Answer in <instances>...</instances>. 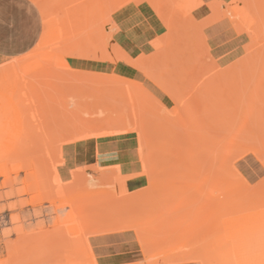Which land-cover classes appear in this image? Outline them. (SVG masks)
<instances>
[{
    "label": "rangeland",
    "instance_id": "1",
    "mask_svg": "<svg viewBox=\"0 0 264 264\" xmlns=\"http://www.w3.org/2000/svg\"><path fill=\"white\" fill-rule=\"evenodd\" d=\"M20 1L28 4L35 13L36 25L39 31L34 46L26 54L27 56L22 55L14 59H0V70L20 62V65L16 69V84L8 85L2 83L4 82L3 80L0 81V264H18V262L19 264H24L25 262L27 264L30 259L33 262H31L32 264H152V262H157L158 259H161L165 264L171 259L176 260L178 264H202L201 262H195L194 258L191 259V256L196 258L203 257V251L216 248L219 243L221 244L222 239L229 242L232 241L233 243L241 242L244 253L254 251L255 253L264 255V101L262 102L264 99V82H259V79H262V76L260 77L259 75L263 74L264 76V68L261 71V66L264 67V60H259L260 57L259 59H255L256 65L254 63V70L258 62L260 63V70L257 67V71L253 70L254 72L252 73L254 61L251 60V57L248 58L245 55L246 52H244L249 44L248 41H244L224 51L218 50L219 42L226 39L228 34H235V28L228 23L225 17L220 16L221 12L219 13L217 2L229 3L232 0H201V3L203 2L200 4L201 7L195 12L196 14L193 19L188 20L189 23L187 19H190V17H185L187 10L184 11L183 7L180 10L176 9L180 12V14L176 12V14H179L176 18L182 22V34L180 35L183 40L186 39L184 41L181 39L184 42L181 41L180 46L182 53L185 55L191 49L193 50L194 47L196 53L199 50L201 53L198 52V55L196 54L198 58H195L198 62H193L187 58L188 63H186L189 66L198 64V72L192 78L189 76L185 78L186 80L183 79L185 84L179 79L180 81H177V90L175 91L177 94L179 93V96H184V100L187 98L185 101L189 100L186 102V105H189L188 107L192 105L189 109H199L196 111L188 110V112L191 111L190 114L194 112L195 116L192 114L193 120L195 119L193 123L197 129H200L202 124L207 121L201 127L202 130H206L205 132L201 131V129V132H199L198 129L197 133V129H195V132L193 131L194 128H192L191 132L196 133L192 138L194 139L198 135L200 139L194 141L191 138L193 142L190 141V144H188L189 147L194 149L195 159L193 158V160L192 157H188L191 160L187 162L188 160L185 159V164L182 162L181 165L183 166L184 164L186 166L184 170L191 169V166L188 164L193 160V163L195 161V165L193 163L191 165L199 169L197 170L198 173L202 170L200 174L204 175L203 173L208 171L204 175L205 177H203L209 179L203 182L205 179L201 180L203 178L201 177L199 181L201 180L204 186L207 185L206 189L211 190V192L209 190L206 192L205 187H202L205 190V194H203L204 190H201L202 188L198 192V185L195 184L198 193L195 188L194 193L196 192L197 196L194 193H188L192 197L191 199H193H190L192 203H188L186 199L183 201L180 197L182 195H180L179 199L181 202L178 201L179 203L176 202L169 206L163 201V204H160L163 205L161 206V210L159 206H156L157 203H155V207L152 206V209L149 206L150 210L148 209L149 211L146 212L148 213L147 215H144L141 193L143 177L140 164L143 150L139 147L138 139L132 138L122 123H109L106 120H100L101 96L105 94L110 96L111 94V96L113 95L115 98L121 99L119 96L123 95L121 96L123 98L126 94H129L128 92L131 93L129 90H132V94L137 93L139 88L135 89L136 85L133 88L132 81L142 85L146 89V92H149L146 94V98L151 95L153 98H157V94L153 91L152 85L145 75H132L126 72L114 74L109 72V68H113L115 63L121 64L127 62L131 57L136 58L141 55V51H145L146 54V50L143 49L146 47V0H102L104 2V5H102L104 6L103 9L106 11L101 19L99 15L101 12L99 14L96 13L99 8L94 7V4L93 6L90 4L94 3V1L97 4L99 0H91V2L86 0ZM185 1L192 4L193 2L194 4L197 2L195 0ZM246 1L249 0H245L244 2L246 3ZM250 1L252 2L249 5L253 11L258 6L259 21L261 23L264 22V0ZM83 2L86 4L83 6L87 10L82 8L83 6L80 7ZM251 4H255L256 8L253 5L251 6ZM90 6L94 7V9ZM181 10L185 13L183 14ZM212 11H215L216 14ZM182 14L184 18H182ZM101 20L106 21L105 25H103L104 23ZM205 20L208 22V25ZM52 22L54 23L51 25ZM55 22H57L56 26H60L58 25L59 23L61 26L63 25L62 36L65 38L64 43L54 48L58 56H55L54 59L50 57L49 59L46 53L45 56L42 54H40L42 56H36L37 48L44 35H50L52 31L51 37L53 39L58 37V34H55V32L58 33L57 30L50 31L51 28L54 29ZM50 26L54 27L50 28ZM99 28L100 30L102 28L103 36L100 38L101 41H97L99 38L96 35L93 37L97 39H94V41L98 42L97 45L96 42H92L93 39H89V34L96 33L95 30ZM192 28L195 29L193 30ZM184 29L186 33L192 30L194 32L188 33L187 36L189 37H187L183 33ZM92 31L95 32L93 33ZM97 48L100 50L97 51ZM208 52L213 54V60L204 65L201 62L206 61ZM32 54L33 57L30 58L29 56ZM201 54L202 56L204 54L206 57L201 59ZM245 57L246 60H244ZM247 58L252 61V66ZM242 60H244L245 65ZM247 60L248 62H246ZM213 61L218 66H214ZM202 65L205 67V72L202 70ZM234 66H237L238 69H235ZM213 73H216L215 75L219 78ZM229 73H231V76H229ZM222 74L225 76L229 75L225 77ZM113 75L128 81L130 80L132 88H126L128 89L127 93L123 89L125 95L120 91H116V89L110 92L109 86L105 85V83H109L110 78L108 79V77ZM167 75L164 74L166 76V78L164 77L165 79L170 78ZM223 77L226 80H222ZM254 78H258L259 81ZM191 79L193 80L191 81ZM248 79L249 81L251 79L252 83L251 81L248 82ZM255 81L256 84H254ZM199 82L201 83L200 85L198 84ZM215 82H217V85ZM130 83H125V87L128 84L130 85ZM219 83H221L220 86H224V90H220L222 87L220 88ZM250 83L251 86L249 85ZM191 86H195L196 90L194 88L191 89ZM256 89L258 96L255 95ZM248 90L251 93L246 97L245 93L250 92ZM188 91L189 93L194 91L193 96L192 94L189 96ZM222 91H225L226 96H223L224 93ZM227 91H229V96L226 94ZM118 92L120 94H116ZM221 94L222 96H220ZM242 97L245 98L246 102L243 101L244 98ZM260 97L262 100H260ZM228 99L229 101H227ZM238 99H241L240 101L242 102L238 101L237 104L235 101ZM106 101H108V104H114L110 99ZM226 101L229 104L234 103L233 106L236 103L239 107L231 106L233 107V111H231L230 106L228 108L229 104L225 103ZM244 102H248L249 105L251 104V107L255 106L253 108L255 110H251V107L248 108V105L244 104ZM241 104L244 105L242 106ZM198 105H201L203 108L198 107ZM170 106H174L173 102ZM240 106L243 112L244 110L245 112L247 111L248 119L245 117L247 120L240 119V117L245 116V112L243 113L242 111L244 116L240 114L238 119L232 116L235 113L234 108L236 107L240 111ZM149 111L146 109L148 113H146V119L149 122L148 120L146 121L151 126L153 124L152 127L155 128L157 124H154V122L158 123L159 121L156 115H151L153 111L151 110L150 113ZM226 111L228 112L226 113ZM239 111H236V116H238ZM259 111L262 112L260 113ZM195 112H197V115ZM255 114L259 117L255 116ZM207 115L209 118L206 117ZM213 116L214 118H211ZM153 118H156V121ZM199 119L201 120L200 124L197 122ZM239 119L245 125L242 126V122ZM258 119L260 120L259 122H257ZM187 120L189 123L188 118ZM217 123H221L222 125ZM257 123H260L261 128L262 126L263 128L261 129ZM208 125H210L209 128ZM249 126L251 129H249ZM201 135L202 138H200ZM164 140H162V143L165 142ZM221 148H224L223 151L227 150V153L222 152ZM240 150L243 151L239 153ZM198 151L199 153H197ZM254 151L258 153L255 154ZM215 154H217L216 157L214 156ZM217 159L221 160V162ZM222 163L225 168L228 164L231 167L234 165V168L236 167L235 170L237 169L236 172L230 166L224 169ZM206 167L207 170H205ZM181 169L183 170V167ZM227 169H231L230 172L233 171V174L241 173L244 178L240 177V175H235L234 177L232 176L235 179L229 177L232 180L228 179L225 184L233 182L243 189L246 187L244 185L248 181L251 188L250 190H245L246 194L249 193L245 194L246 198L244 199L247 200L246 202H251V204L242 214L235 211H225L229 215H232L226 219L227 222L225 223H201L209 215L216 214V211L217 213L219 211V214L224 212L221 211V205H219L221 209L219 210L217 199L220 198L224 201L227 193H221L220 191H225L226 187L221 181L217 182L219 179L217 180L216 177L220 176L218 172H222L220 178H223V181L226 180L228 176H231V174L227 176ZM194 173L197 174L196 171ZM213 173L214 175L217 174L215 175L216 177L213 175L214 178L211 175ZM193 175L192 177L189 176V180L187 178L185 181L186 183L188 182L189 186H191V183H200L197 180L198 177L194 175L195 178L197 177L194 179ZM208 175L210 176L208 177ZM238 176L242 178V181ZM211 179L213 182L210 181ZM210 184L211 186H209ZM200 185L199 187L203 186ZM184 187L185 191H189L186 185ZM212 189L220 191H212ZM206 193L208 195L210 193L211 195L213 194L216 201L212 199V196V198L208 195L206 196ZM216 193L218 195L215 196ZM185 195L183 193V196ZM254 197L256 199H253ZM47 198L49 201H47ZM186 202L188 203L187 206ZM212 202H215L217 207ZM168 203L170 204V202ZM70 204H72L71 206L74 211H72ZM73 205L76 207L74 208ZM211 205L216 210L210 209ZM207 206L210 207L209 212ZM174 207L176 208L174 209ZM191 209L195 210V213L193 212L192 214L194 219H196L197 211H199V214L202 213L200 216L198 214L199 220L197 219V222L194 221L195 223H192V215L189 216L192 213H189ZM159 211H162V216L159 215L161 220L168 221L169 223H156L152 222V220L149 223L148 220L151 218L148 217V220L145 222L147 223L146 230L152 231L154 227L157 228L161 225L162 232L163 230L167 231L165 235L168 238L163 239L155 245L146 244L145 232L143 230V221L146 219L144 217L151 214L152 217H155L153 214H157ZM164 212L166 213L164 214ZM186 218H191L192 220L188 219L189 223H187L188 220L186 221ZM229 219L233 223H229ZM155 221L157 220L155 219ZM157 229L159 233L161 229L159 230V227ZM149 233H146V237L149 236ZM228 251L231 254H227L232 257V251ZM17 254L19 256L20 254L23 255L26 259L28 256L30 259L28 258L29 261H26L22 256L25 259L24 262V259L21 261V256H18L21 259L19 260L18 258L17 260V258H14V255ZM11 255H13V258ZM89 256L90 258H88ZM183 257L186 262L183 260ZM9 258L11 260L8 262Z\"/></svg>",
    "mask_w": 264,
    "mask_h": 264
},
{
    "label": "bare ground",
    "instance_id": "2",
    "mask_svg": "<svg viewBox=\"0 0 264 264\" xmlns=\"http://www.w3.org/2000/svg\"><path fill=\"white\" fill-rule=\"evenodd\" d=\"M86 1H89V2H91V0H86ZM85 1V2H86ZM93 1V0H92ZM192 1V0H191ZM195 1H197L195 4H194V2H193V4L192 3H188L187 1H185V0H146V18H145V21H146V32H145V34H146V47L145 48H143L144 50H146V54H145V51H141V55H139L138 57H136V58H133V57H131L127 62H125V63H121V64H119V63H115L114 65H113V68H109V72H111V73H114V74H117V73H119V72H126V73H128V74H132V75H140V74H143V75H145V77L146 78H148V80L150 81V84L152 85V88H153V91L157 94V98L155 99V98H153L152 97V95L151 96H149L148 98H146V94L147 93H149V92H146V89L145 88H143V86L142 85H139V84H136V82H131L132 83V85H133V88H135L136 86V88L135 89H137V88H139V91L138 92H140V93H134V94H132V90H129V91H131V93L130 92H128L127 90L128 89H130V88H132V85H131V83L128 81V80H126V79H124V78H120V77H117L116 75H113V76H111V77H108V79L110 78V80L108 81L109 83L108 84H106L105 83V85H108L109 86V91L111 92V90H115L116 89V91H120L121 93H123L124 94V90H126L125 92L127 93H129V94H124L125 96L122 98L121 96H123V95H121V96H119V98H121V99H117V98H115L113 95V97L111 96V94L109 93V92H107L108 94H110V96L109 95H102L101 96V102H100V120H106V121H108L109 123H122L124 126H125V128L127 129V131L129 132V134H130V136L132 137V138H137L138 139V143H139V147H141V149L143 150L142 152H143V157H142V161H141V164H140V167H141V174H142V177H143V180H142V183H141V193H142V197H143V206H144V215H147L148 213H146V212H148L150 209H152L153 207L152 206H154L155 207V203H157V207L159 206V208H160V210L162 209L161 208V206H163V205H160V204H163L162 202L164 201V203H167L166 205H173L174 203H176V202H178V201H180L181 202V200L179 199L180 197H181V199L184 201V199H186V201L188 202V203H192L191 202V200H193V199H191L192 197L191 196H189L188 195V193H194V191H195V189L197 188L198 189V192L200 191V189L202 188V187H205V190H207L206 188H207V185L206 186H204L203 184V182L204 181H206V179H209V178H204L205 176V174H206V172H208V171H206L205 173H203L204 175H202V174H200V173H202V170H201V172L200 173H198V171L197 170H199V169H196L197 167H192V165H191V163H193V160L195 159V155H194V149H192L191 147H189L188 146V144H190V141H192V140H197V139H199V137H198V135L197 136H195V137H198V138H195L194 137V139L192 138L193 137V135H195L196 133H192L191 131L193 130L192 128H194V130L193 131H195V129H197V127H196V125L194 126V123H193V121L195 120H193V116H192V114L194 115V112L192 113V114H190L191 113V111H189L188 112V110H194V108H192V109H189V108H191L192 107V105H191V107H188L189 105H186L187 103L186 102H188L189 100H187V101H185L187 98V96L185 97L186 99L184 100L183 98H184V96H179L178 94H177V92L175 91V90H177V81L180 79L183 83H184V81H183V79H185V78H188L189 76H190V78H192L195 74H196V72H198L197 70H198V68L199 67H197V65L198 64H193L192 66H189L187 63H188V61H187V58H189V59H191V61H197V59L196 58H198V56L196 57V54L200 51H198L197 53H196V49H195V47L193 48V50L191 49V51H189L188 53H186L187 54V56H185L184 55V53H182V51H181V41L183 40L182 39V37H181V35L180 34H182V32H181V30H182V22L180 21V20H178L177 18H176V16L177 15H179L180 14V12L179 11H177V10H180V9H183L184 11H186V13L185 14H187V15H185V17L187 16V17H190V19H187V21L188 20H191V19H193V17H194V15L196 14L195 12H197V10L201 7V5L200 4H202L201 3V0H195ZM225 1V0H224ZM245 0H232L231 2H229V3H224V2H217L218 3V10H219V13L221 12V15L220 16H222L223 18L225 17L226 19H227V21H228V23L230 24V25H233L234 26V28H235V34H228L227 36V38L226 39H223V38H221V39H223L222 41H220L219 42V44H218V50L219 51H224V50H226V49H230V48H232V47H234V46H237V45H239L240 43H242V42H244V41H248L249 42V44L247 45V47L245 48V50H244V52H246V56L249 58V57H251V60L252 61H254L253 62V66L251 65V63H252V61L251 60H249L248 58V60L250 61L249 63H250V65L253 67V69H252V73L256 70L257 71V67H259V70H260V66H259V62L257 63V66H256V69L254 70V63L256 62V58L257 59H259V57H260V59L259 60H264V22H260L259 21V19H260V16H259V11H258V6H257V8L255 7V4H251V6L253 5L254 6V8H256V9H254V11L251 9V7H250V5H249V3L250 2H252V1H246V3L244 2ZM35 2H40L39 0H35ZM106 2V1H105ZM199 2V3H198ZM248 2V3H247ZM84 3V2H83ZM81 4L80 5V7L81 6H83V5H86L85 3L84 4ZM96 2L94 1V3H90V4H92V6H93V4L95 5L94 7H97V8H99V9H97V11L98 12H96L97 14H99V12H101V14H99L100 15V19H101V17L102 16H104V14H105V9H103L104 8V6H102V5H104V2L102 1V0H99L98 1V5L97 4H95ZM245 3V4H244ZM253 3H255L254 1H253ZM87 4H88V2H87ZM191 4V5H190ZM214 4H216V3H214ZM37 5H38V3H37ZM249 5V6H248ZM39 6V5H38ZM70 6V5H69ZM92 6H90V7H92ZM94 7H92L93 9H94ZM183 7V8H182ZM250 7V8H249ZM82 8H84L85 10H87V8H85L84 6L82 7ZM81 9V8H80ZM83 9V10H84ZM91 9V8H90ZM89 9V10H90ZM96 9V8H95ZM177 9V10H176ZM45 10H46V8H45ZM92 10V9H91ZM183 10H181L182 11V13H183ZM211 10V9H210ZM18 11V10H17ZM109 11V10H108ZM46 12H47V10H46ZM176 12H179V14H176ZM188 12V13H187ZM213 13H215L216 14V12L215 11H212ZM17 13V12H16ZM175 13V14H174ZM183 13V14H184ZM257 13V14H256ZM91 14V13H90ZM182 14V18H184V15ZM17 15V14H16ZM96 15V14H95ZM14 16V15H13ZM212 16V15H211ZM178 17V16H177ZM180 17H181V15H180ZM180 19V18H179ZM212 19V18H211ZM220 19V18H219ZM222 19V18H221ZM36 20V19H35ZM186 20V19H185ZM215 20V19H214ZM102 21V20H101ZM204 21V20H203ZM206 21V20H205ZM213 21V20H212ZM104 24L103 25H105V23H106V21H102ZM184 22V21H183ZM186 22V21H185ZM195 22V21H194ZM207 22V21H206ZM41 23V22H40ZM54 22H52L51 23V25L53 24ZM188 23H189V21H188ZM214 23V22H213ZM56 24H57V22H55V27H57V29H55V27L54 26H50V28L51 27H54V29L53 28H51L50 29V31L51 30H57V32L58 33H56L55 32V34H58V37H56L55 39H53L52 37H51V32H50V35H48V34H46V35H44V37H43V39H42V41L40 42V45L38 46V48H37V55L36 56H38V55H40V54H42L43 56H45V53H46V55H47V57L49 58H51V59H54L55 58V56H58L57 55V53H55V50H54V48L56 47V46H60L62 43H64L65 42V38L62 36V32H63V30H64V28H63V25L61 26V24L59 23L58 25H60V26H56ZM72 24V23H71ZM70 24V25H71ZM187 24V23H186ZM185 24V25H186ZM193 24V23H192ZM197 25V24H196ZM207 25H208V22H207ZM187 26V25H186ZM201 26V25H200ZM46 27H47V25H46ZM61 27V28H60ZM189 27H191V26H189ZM207 27V26H206ZM185 28V27H184ZM187 28H188V26H187ZM202 28V27H201ZM46 29V28H45ZM189 30H191V28H188ZM193 30L195 29V28H192ZM62 30V31H61ZM101 30H102V28H101ZM100 30V28L99 29H97V30H95L96 31V33H94L93 31V33L94 34H92V35H94V36H92L91 34H89V39L91 38V39H93L92 40V42L94 41V39L95 38H93V37H95V35H96V37H98L99 39L97 40V39H95V40H97V41H101V39L100 38H102V36H103V33H102V31ZM188 31V33H191V32H194V31ZM68 31H69V29H68ZM198 31H200V30H198ZM183 33H185L186 34V36H187V34L188 33H186L185 32V29H184V32ZM43 35V34H42ZM205 36V35H204ZM187 37H189V36H187ZM51 38H52V40H51ZM183 38H184V36H183ZM182 39V40H181ZM188 39V38H187ZM189 39H191V38H189ZM196 39V38H195ZM200 39H202V38H200ZM184 40H186V39H184ZM183 40V41H184ZM97 41H94V42H96V44L98 43ZM182 41V42H183ZM205 41V40H204ZM91 42V43H92ZM184 43V42H183ZM193 43H195V42H193ZM191 44H192V42H191ZM197 44H198V42H197ZM201 44V43H200ZM98 45V44H97ZM101 45V44H100ZM193 45V44H192ZM196 45V44H195ZM95 46V45H94ZM183 46V45H182ZM186 46V45H185ZM197 47H198V45H196ZM200 46V45H199ZM204 46V45H203ZM98 47V46H97ZM187 47V46H186ZM189 47H191V46H189ZM200 48H201V46H200ZM204 48V47H203ZM206 48V47H205ZM182 49H183V47H182ZM186 49V48H185ZM188 49V48H187ZM210 49V48H209ZM97 51L98 50H100V49H96ZM36 51V50H35ZM44 51V52H43ZM47 51V52H46ZM184 51V50H183ZM187 51V50H186ZM202 51V50H201ZM209 51V50H208ZM237 52H238V50H236ZM204 52H205V50H204ZM182 53V54H181ZM199 53H201V52H199ZM27 54V53H26ZM25 54V55H26ZM36 54V53H35ZM42 55H40V56H42ZM198 55V54H197ZM244 55V56H245ZM254 55V56H253ZM27 56V55H26ZM200 56V55H199ZM201 56H202V54H201ZM203 56H204V54H203ZM202 56V58L201 59H203V58H205L206 56V61H204V60H202V61H204V62H201V63H204V65H207V63L208 62H211V60H213V54H211V52H208V55H206V56H204L203 57ZM30 58L31 57H33V54L31 55V56H29ZM196 57V58H195ZM49 58V59H50ZM88 58H89V56H88ZM194 58H195V60H194ZM200 58V57H199ZM241 60V59H240ZM244 60H246V57L244 58ZM244 60H242L243 61V63H244V65H245V62H244ZM248 60L246 61V62H248ZM258 60V61H259ZM261 61V63H263ZM187 62V63H186ZM198 62V61H197ZM213 63H214V66L215 65H217V64H215V61H213ZM242 63V64H243ZM20 65V62H18V63H14L13 65H11L10 67L8 66L7 68H5V69H2V70H0V81H4V82H2V83H4V84H16V82H17V80H16V78H15V76H16V74H17V71H16V69H17V67ZM211 65H212V63H211ZM234 65H236V64H234ZM255 65H256V63H255ZM188 66V67H187ZM210 66V65H209ZM213 66V65H212ZM218 66V65H217ZM237 66H238V64H237ZM237 66L235 67V69H238L237 68ZM241 66H243V65H241ZM207 67V66H206ZM211 67V66H210ZM245 67V66H244ZM262 68H261V71H263L262 69L264 68L263 66H261ZM204 68L205 67H203V65H202V70H204ZM212 68H214V67H212ZM228 68V67H227ZM243 68V67H242ZM215 69V68H214ZM218 69H219V67H218ZM221 69V68H220ZM224 69V68H223ZM234 69V70H235ZM245 69V68H244ZM240 70V69H239ZM243 70V69H242ZM241 70V71H242ZM249 70V69H248ZM254 70V71H253ZM213 71H215V70H213ZM212 71V72H213ZM217 71H219V70H217ZM216 71V72H217ZM261 71H259V72H261ZM204 72H205V70H204ZM211 72V73H212ZM237 72V71H236ZM246 72V71H245ZM249 72V71H248ZM250 72H251V69H250ZM249 72V73H250ZM264 72V71H263ZM262 72V73H263ZM207 73V72H206ZM209 73V72H208ZM219 73V72H218ZM235 73V72H234ZM241 73V72H240ZM164 74H168L169 75V77L170 78H167V79H165L166 78V76H164ZM214 75L216 74V73H213ZM224 74L226 75V73L224 72ZM230 74V75H229ZM228 75L229 76H231V73H229ZM236 74V73H235ZM242 74V73H241ZM244 74V73H243ZM260 74V73H259ZM102 75V74H101ZM100 75V76H101ZM168 75H167V77H168ZM209 75V74H208ZM208 75H205V76H208ZM212 75V74H211ZM219 75H220V73H219ZM223 75V74H222ZM221 75V76H222ZM225 75H223V76H225ZM227 75V76H228ZM246 75H249V74H246ZM245 75V76H246ZM253 75V74H252ZM258 75V74H257ZM197 76H199V75H197ZM204 76V77H205ZM216 76V75H215ZM220 76V77H221ZM227 76H225V77H227ZM236 76H237V74H236ZM262 79H259L258 80V78L256 79V78H254V79H256V80H258L260 83L261 82H264V76H263V74L262 75H259ZM259 76H257V77H259ZM106 77V76H105ZM165 77V78H164ZM203 77V78H204ZM216 77H218V76H216ZM225 77H223V79L222 80H224L225 79ZM240 77V76H239ZM242 77V76H241ZM251 77V76H250ZM256 77V76H255ZM207 78V77H206ZM205 78V79H206ZM219 78V77H218ZM210 79V78H209ZM208 79V80H209ZM106 80V79H105ZM179 80V81H180ZM186 80V79H185ZM193 79H191V81H192ZM196 80V79H195ZM194 80V81H195ZM202 80H204V79H202ZM212 80V79H211ZM220 80V79H219ZM221 80V81H222ZM226 80V79H225ZM198 81V80H197ZM210 81V80H209ZM250 81H251V79H250ZM249 81V79H248V82H250ZM114 82V83H113ZM186 82H188V81H186ZM201 82V81H200ZM198 83L199 85L202 83ZM204 82V81H203ZM211 82V81H210ZM218 82H220V81H218ZM241 82V81H240ZM243 82H245V81H243ZM242 82V83H243ZM1 83V82H0ZM127 84V83H130V85L128 84L126 87H125V85L124 84ZM212 83V82H211ZM217 82H215V84H216ZM234 83V82H233ZM251 83H252V81H251ZM251 83L249 84L250 86H251ZM185 84V83H184ZM187 84V83H186ZM220 84L221 83H219V86H220ZM223 84V83H222ZM239 84V83H238ZM245 84V83H244ZM254 84H256V81H255V83ZM124 85V86H123ZM136 85V86H135ZM146 85V84H145ZM189 85H191V84H189ZM217 85V84H216ZM215 85V86H216ZM224 85V84H223ZM129 86V87H128ZM131 86V87H130ZM188 86V85H187ZM208 87H209V85H207ZM212 86V85H211ZM250 86H248V87H250ZM258 86H259V83H258ZM260 86H261V84H260ZM263 86H264V84H263ZM195 87V86H194ZM194 87H192L191 86V89H193ZM196 87H197V83H196ZM207 87V88H208ZM222 86H220V88H221ZM224 87V86H223ZM223 87L220 89V90H222L223 89ZM126 88H128V89H126ZM178 88H179V86H178ZM206 88V87H205ZM216 88H217V86H216ZM226 88V87H225ZM242 88V87H241ZM255 88H257L256 86H255ZM264 88V87H263ZM124 89V90H123ZM195 90H196V88H194ZM210 89V88H209ZM212 89V88H211ZM229 89V88H228ZM252 89V88H251ZM250 89V90H251ZM258 89V88H257ZM257 89H256V91H257ZM260 89H261V87H260ZM121 90H123V91H121ZM198 90V89H197ZM203 90V89H202ZM206 90V89H205ZM208 90V89H207ZM224 90V89H223ZM227 90V89H226ZM250 90H248V91H250ZM259 90V89H258ZM134 91H136V90H134ZM183 91V90H182ZM185 91V90H184ZM187 91V90H186ZM247 91V90H246ZM252 91V90H251ZM251 91L250 92H247V94L245 93V95H246V97H247V95H250L249 93H251ZM255 91V90H254ZM255 91V92H256ZM194 92V91H193ZM193 92H191V93H189V91H188V95L189 96H191V94H192V96H193ZM197 92V91H196ZM195 92V93H196ZM206 92V91H205ZM210 92V91H209ZM219 92V91H218ZM223 93L225 92V91H222ZM261 92H263V91H261ZM261 92H259V93H261ZM114 93V92H113ZM183 93V92H182ZM217 93V92H216ZM229 93V91H227L226 92V94H228ZM241 93H242V91H241ZM244 93V92H243ZM116 94H120L119 92L118 93H116ZM181 94V93H180ZM207 94H209V93H207ZM211 94H212V91H211ZM218 94V93H217ZM217 94H216V96H217ZM182 95V94H181ZM214 95V94H213ZM252 95V97L254 96L253 95V93L251 94ZM256 96H258V91L256 92V94H255ZM148 96V95H147ZM197 96V95H196ZM203 96V95H202ZM208 96V95H207ZM220 96H222V94L220 95ZM220 96H218V97H220ZM223 96H226L225 95V93H224V95ZM227 96H229V94L227 95ZM232 96V95H231ZM261 96H262V94H261ZM233 97H235V96H233ZM209 98H211V97H209ZM228 98H230V97H228ZM232 98V97H231ZM242 98H244V97H242ZM241 98V99H242ZM254 98H256V97H254ZM263 98H264V95H263ZM107 99H110V101H113V103L114 104H108V101H106ZM222 99H223V97H222ZM241 99H238L237 101H235L236 103L238 102V101H240ZM258 99V98H257ZM202 100V99H201ZM249 100H250V97H249ZM255 101H256V99H254ZM259 100V99H258ZM260 100H262L261 99V97H260ZM196 101V100H195ZM199 101H200V99H199ZM216 101H217V99H216ZM219 101V100H218ZM227 101H229V99L227 100ZM225 102V103H227V104H229V102ZM231 101V100H230ZM234 101V100H233ZM243 101H245V98H244V100ZM247 101H248V99H247ZM252 101V100H251ZM251 101H249V102H251ZM264 101V99L262 100V102ZM173 102V104H174V106L173 107H171L170 106V104ZM206 103H207V101H205ZM214 102V101H213ZM240 102H242V101H240ZM246 102V101H245ZM244 102V104H247L248 105V108H250L251 106V104L249 105V103L247 102V103H245ZM254 102V101H253ZM252 102V103H253ZM261 102V103H262ZM202 103H203V101H202ZM202 103H201V105H202ZM220 103H222V102H220ZM235 103V105L234 106H237V104ZM260 103V104H261ZM264 103V102H263ZM118 104H119V106H118ZM234 104V103H233ZM233 104L231 103V104H229L228 105V108H229V106H230V108H231V111H233L232 110V108L234 107L233 106ZM243 104V105H244ZM201 105H198V107L200 106V107H202ZM206 105V104H205ZM242 105V104H241ZM242 105V106H243ZM256 105V104H255ZM204 106V105H203ZM231 106H233V107H231ZM194 107V106H193ZM223 107V106H222ZM225 107V106H224ZM239 107V105L237 106V108ZM241 107V106H240ZM255 107V106H254ZM254 107H251V110H255V109H253ZM262 107H263V105H262ZM196 108V107H195ZM203 108V107H202ZM206 108V107H205ZM204 108V109H205ZM219 108V107H218ZM217 108V109H218ZM227 108V107H226ZM236 108V107H235ZM235 108H234V111H235V113H236V111H239L237 108H236V110H235ZM245 108V107H244ZM146 109L149 111H153L152 113H151V115H156V118L158 119V123L156 122H154V124H157L156 126H155V128H153L152 126H153V124H152V126L150 125V124H148V122H149V120L148 119H146ZM198 109V108H197ZM196 109V110H197ZM212 109V108H211ZM220 109V108H219ZM218 109V110H219ZM222 109V108H221ZM246 109V108H245ZM257 109V108H256ZM196 110H194V111H196ZM199 110V109H198ZM200 110H203V109H200ZM206 110V109H205ZM225 110H227V109H225ZM243 109H242V107H241V110L239 111V114H238V116H236V114L234 113V115H232V116H235V117H237V119H238V117H239V115L240 114H242V116H244L243 115V113L245 112V110H244V112L242 111ZM248 110V109H247ZM150 111H149V113H150ZM156 111V112H155ZM208 111V110H207ZM212 111V110H211ZM220 111V110H219ZM243 113H242V112ZM215 112V111H214ZM228 111H226V113H227ZM247 112V111H246ZM245 112V116L244 117H240V119L242 120V118L243 119H248V117H247V113ZM248 112H250V111H248ZM260 112V111H259ZM262 112V111H261ZM260 112V113H261ZM154 113H156V114H154ZM164 113V114H163ZM196 113V115H197V112H195ZM199 113V112H198ZM209 113V112H208ZM232 113V114H233ZM148 114V113H147ZM200 114H201V111H200ZM207 114V113H206ZM224 114V113H223ZM229 115V114H228ZM252 115V114H251ZM195 116V115H194ZM199 116V115H198ZM202 116V115H201ZM255 116H257L256 114H255ZM204 117V116H203ZM203 117H201V118H203ZM206 117H208V115L206 116ZM218 117V116H217ZM227 117V116H226ZM246 117V118H245ZM257 117H259V116H257ZM156 118H153V119H155V121H156ZM187 118L189 119V123H188V120H187ZM194 118H198V117H194ZM209 118V117H208ZM211 118H214V116L213 117H211ZM215 119H217V118H215ZM233 119H235V118H233ZM239 119V120H240ZM246 119V120H247ZM264 119V118H263ZM146 120H148V122L146 121ZM240 120V121H241ZM202 121H204L203 119H202ZM210 121V120H209ZM217 121V120H216ZM233 121V120H232ZM231 121V122H232ZM260 120L258 119V121L257 122H259ZM147 122V123H146ZM153 122V121H152ZM197 122H199V124H200V122H201V120L199 119V121L197 120ZM239 122V121H238ZM242 122V126L243 125H245L244 123H243V121H241ZM246 122V121H245ZM255 122V121H254ZM205 124L207 123V121L206 122H204ZM203 123V124H204ZM212 123V122H211ZM216 123V122H215ZM221 123L223 124V122L221 121ZM221 123H217V124H221ZM250 123V122H249ZM253 123V122H252ZM261 123V122H260ZM258 124L259 125V127L261 128V124ZM195 124H196V122H195ZM199 124H198V126H199ZM203 124H202V126H203ZM204 124V125H205ZM221 124V125H222ZM231 125V124H230ZM253 125H254V123H253ZM194 126V127H193ZM201 126V127H202ZM233 126V125H232ZM236 126V125H235ZM246 126H247V124H246ZM251 126V125H250ZM249 126V127H250ZM200 127V129H201V131H204V129L202 130V128ZM205 127V126H204ZM210 127V125H208V128ZM258 127V126H257ZM205 128H207V127H205ZM207 128V129H208ZM234 128H237V127H234ZM240 128H242V127H240ZM247 128V127H246ZM262 128H263V126H262ZM261 128V129H262ZM199 129V128H198ZM198 129H197V133H198ZM200 129H199V132H201L200 131ZM210 129H212V128H210ZM214 129V128H213ZM228 129H230V128H228ZM249 129H251V127L249 128ZM264 129V128H263ZM182 130V131H181ZM236 130V129H235ZM239 131H240V129H238ZM242 130H243V128H242ZM253 130V129H252ZM184 131V132H183ZM206 131V130H205ZM204 131V132H205ZM211 131V130H210ZM213 131V130H212ZM219 131V130H218ZM259 131H260V129H259ZM196 132V131H195ZM229 132V131H228ZM241 132V131H240ZM263 132V131H262ZM219 133V132H218ZM264 133V132H263ZM262 133V134H263ZM199 134H201V133H199ZM244 134V133H243ZM220 135V134H219ZM241 135V134H240ZM247 135V134H246ZM209 136V135H208ZM248 136V135H247ZM255 136V135H254ZM220 137V136H219ZM219 137H217V138H219ZM246 137V136H245ZM262 137H263V135H262ZM191 138H192V140H191ZM200 138H202V135H201V137ZM203 138H205V137H203ZM212 138V137H211ZM264 138V137H263ZM262 138V139H263ZM164 139H167V140H164ZM260 139V138H259ZM162 140H164L165 142L164 143H162ZM200 140V139H199ZM203 140V139H202ZM201 140V141H202ZM217 140V139H216ZM224 141H225V139H223ZM229 140V139H228ZM258 140V139H257ZM208 141H209V139H208ZM211 141V140H210ZM215 141V140H214ZM213 141V142H214ZM219 141V140H218ZM193 142V141H192ZM221 142V141H220ZM226 142V141H225ZM196 143V142H195ZM208 143V142H207ZM219 143V142H218ZM231 143H232V140H231ZM239 143V142H238ZM237 143V144H238ZM192 144H194V143H192ZM202 144V143H201ZM215 144V143H214ZM197 145V144H196ZM204 145V144H203ZM207 145V144H206ZM236 145V144H235ZM242 145H243V143H242ZM194 146V145H193ZM210 146V145H209ZM224 146H226V145H224ZM236 146H238V145H236ZM221 147V146H220ZM239 147V146H238ZM199 148H201V147H199ZM227 148H229V147H227ZM240 148H241V146H240ZM252 148H254V147H252ZM222 149V148H221ZM224 149V148H223ZM223 149H222V152H225V153H227L226 151L227 150H225V151H223ZM229 150H231V149H229ZM252 150V149H251ZM147 151V152H146ZM232 151V150H231ZM243 150H240L239 151V153L240 152H242ZM216 152V151H215ZM230 152V151H229ZM233 152V151H232ZM197 153H199V151L197 152ZM214 153V152H213ZM234 153V152H233ZM232 153V154H233ZM244 153H245V151H244ZM254 153L255 154H257L258 152L257 151H254ZM211 154H212V152H211ZM222 154V153H221ZM230 154H231V152H230ZM204 155H207V154H204ZM216 155L217 154H215L214 156L216 157ZM228 155V154H227ZM241 155V154H240ZM239 155V156H240ZM213 156V155H212ZM188 157H192V161H191V163H189L188 165L189 166H191V169H185L184 170V167L186 168V166H184V164H185V159H187L188 161L187 162H189V160H191V158H189L188 159ZM207 157V156H206ZM205 157V158H206ZM229 157V156H228ZM210 158H212V157H210ZM197 159V158H196ZM208 159H209V157H208ZM228 159V158H227ZM200 160H201V158H200ZM212 160V159H211ZM210 160V161H211ZM218 160V159H217ZM209 161V162H210ZM218 161H220L221 162V160H218ZM226 161V160H225ZM225 161H224V163H225ZM182 162H184V164H183V166L181 165V163ZM204 162V161H203ZM208 162V163H209ZM227 162V161H226ZM228 162H229V160H228ZM201 163V162H200ZM194 165H195V161H194V163H193ZM203 164V163H202ZM207 164V163H206ZM221 164V163H220ZM231 164V163H230ZM224 164L222 163V166H223ZM225 165H227V164H225ZM199 166V165H198ZM203 166V165H202ZM230 165L228 164V166H226V168L227 167H229ZM181 167H183V170L185 171H183L182 169H181ZM203 167H205V166H203ZM207 167H209V166H207ZM207 167L205 168V170H207ZM224 167V166H223ZM225 167H224V169H226ZM230 168H234V165L231 167L230 166ZM236 168V167H235ZM235 168H234V170L233 171H235L236 172V170H235ZM201 169V168H200ZM182 170V171H181ZM194 171H196L197 172V174L196 173H194ZM212 171V170H211ZM228 171V172H227ZM227 171H226V173H228L227 174V176L228 175H230L231 174V176H228V178L226 179V180H222L221 178H220V176H221V174H222V172H218V174L220 175V176H218V177H216L215 175H217V174H215L214 175V173L213 174H211L212 176L214 175L216 178H217V182H219V181H221L222 183H223V185L226 183V181L229 179V180H232L231 178H229V177H234L235 175H240V177L242 176V178H244L243 177V175H241V173H234L233 174V171L232 172H230L231 171V169H227ZM210 172V171H209ZM230 172V173H229ZM216 173H217V171H216ZM225 173V172H224ZM195 175V176H197L196 178H197V180H198V182H200L201 183V185H203V186H201L200 185V183L198 184V183H191V186H193L194 185V187H192L191 188V186H189L188 185V182L186 183L185 181H186V179L187 180H189V176L190 177H192V175ZM200 174V175H199ZM193 175V176H194ZM200 177H199V176ZM225 176H226V174H224ZM195 176H194V179H196L195 178ZM204 176V177H203ZM207 176V175H206ZM210 175H208V177H209ZM214 176H213V178H214ZM201 177H203V178H201ZM232 177V178H233ZM239 177V176H238ZM239 177V179H241V181H242V178H240ZM201 178V180L202 179H205V180H203V182L200 180L199 181V179ZM212 178V179H213ZM237 178V177H236ZM212 179L210 180V181H212ZM221 179V180H220ZM233 179H235V178H233ZM191 180H193V178H191ZM244 180V179H243ZM239 181V180H238ZM240 181V182H241ZM209 182V181H208ZM207 182V183H208ZM213 182V181H212ZM211 183V182H210ZM195 184L196 185H198L197 187H195ZM217 184V183H216ZM215 184V185H216ZM186 185V188H189L188 190L189 191H185V186ZM199 185L201 186V187H199ZM214 185V186H215ZM209 186H211V184L209 185ZM226 188H225V191H223V190H213L212 189V191H220L221 193L222 192H225V194L227 193V196H225V198H224V196H223V198H224V201H222L220 198H218L217 199V205H218V208H219V205H221L220 206V208L222 209H220L219 208V210H221V211H224V212H222V213H220L219 214V211H218V213H217V211L215 212L216 214H213V215H209L208 217H206L205 219H204V221H200L201 223H225V222H227V220L226 219H228L229 217H231L232 215H229V213H226L225 211H235L236 213H239V214H242V213H244V211H245V209L248 207V206H250V204H251V202H246L247 200L246 199H244V198H246L245 196L249 193H245V190L247 191V190H250V185H249V183H248V181H247V184L246 185H244V186H246L245 188H243V189H241V187H238L237 185H235L233 182H231V183H229V184H225L224 185ZM183 187V188H182ZM212 187H213V184H212ZM218 187V186H217ZM195 188V189H194ZM194 189V190H193ZM197 189H196V192H197ZM182 190H183V192H182ZM191 190H193V192H191ZM201 190H204V188H202ZM205 190L203 191V194H205L204 192H205ZM209 190V189H208ZM208 190L206 191V192H208ZM252 190V189H251ZM255 190V189H254ZM178 192H179V194H178ZM187 192V193H186ZM195 192V193H196ZM197 192V193H198ZM209 192H211V190H209ZM254 192V191H253ZM255 192H257V191H255ZM183 193H184V195L185 196H183ZM194 193V194H195ZM213 193V192H212ZM218 193V192H217ZM215 194V196L216 195H218V194H220V193H218V194ZM194 194H192V196H194ZM214 194V193H213ZM213 194L211 195V193H210V195H208L207 193H206V196L208 195L209 197H211L213 200H215L214 199V196H213ZM224 194V193H223ZM246 194V195H245ZM253 195H254V193H252ZM180 195H182V196H180ZM191 195V194H190ZM196 196H197V194H195ZM200 195V194H199ZM221 195V194H220ZM250 195V194H249ZM258 195V194H257ZM256 195V196H257ZM48 196V195H47ZM180 196V197H179ZM189 196V197H188ZM202 196V195H201ZM200 196V197H201ZM206 196H204L205 198H206ZM255 196V195H254ZM53 197V196H52ZM184 197V198H183ZM208 197V198H209ZM221 197H222V195H221ZM252 197V196H251ZM189 198V199H188ZM249 198V197H248ZM191 199V200H190ZM221 201H220V200ZM253 199H256L255 197L253 198ZM52 200V199H51ZM202 200V199H201ZM47 201H49L48 200V198H47ZM216 201V200H215ZM220 201V202H219ZM253 201V200H252ZM168 202H170V204L168 203ZM172 202V203H171ZM185 203L186 204V206H187V204L188 203ZM66 203V202H65ZM68 203V202H67ZM179 203V202H178ZM177 203V204H178ZM209 203V202H208ZM207 203V204H208ZM212 203H215V202H212ZM211 203V204H212ZM218 203H220V204H218ZM154 204V205H153ZM197 204H198V202H197ZM197 204H195V205H197ZM72 204H70V207L72 208V206H71ZM199 205V204H198ZM209 205H210V203H209ZM74 206V205H73ZM150 206V207H149ZM194 206V205H193ZM212 206V205H211ZM215 206H216V203H215ZM76 206H74V208H75ZM150 209H149V208ZM156 207V208H157ZM200 207V206H199ZM217 207V206H216ZM166 208V207H165ZM170 208V207H169ZM173 208V207H172ZM176 207H174V209H175ZM195 208V207H194ZM197 208V207H196ZM209 206H207V209H208V212H209ZM213 208V206L210 208V209H212ZM145 209H147V210H145ZM149 209V210H148ZM188 209V208H187ZM186 209V210H187ZM202 209V208H201ZM200 209V210H201ZM214 209V208H213ZM76 210V209H75ZM171 210V209H170ZM192 210V211H191ZM191 210H189V213H191V214H189V216H191L192 214H193V212L195 211H193V209H191ZM204 210V209H203ZM214 210H216V208L214 209ZM213 210V211H214ZM72 211H74V209L72 208ZM202 211V210H201ZM220 211V212H221ZM173 212V211H172ZM177 212V211H176ZM198 212V213H197ZM196 213H197V216H198V214H199V211H197ZM205 212V211H204ZM207 212V213H208ZM232 212V213H233ZM166 212H164V214H165ZM195 213V212H194ZM206 213V214H207ZM151 214V213H150ZM162 214V211H159V213H157V214H153L155 217H157V218H155V217H152L151 215L149 216H145L144 218H146V219H144V225H143V230H144V232H145V238H146V244H149V245H155V244H157V243H159V242H161L163 239H166V238H168V237H166V235H165V233L167 232V231H164L163 230V232H162V228H160L161 227V225H159L158 227H159V230L161 229V231H159V233L157 232L158 231V227L156 228V227H154V226H150V227H154L153 229H152V231H147L146 230V226H147V223H145L146 222V220H148V217L149 218H151V219H149L148 220V222L149 223H151L150 222V220H152V222L154 221V222H156V223H167V222H165V221H162L161 220V217L159 216V215H161ZM188 214V213H187ZM200 214H202V213H200ZM200 214H199V216H200ZM182 215H183V213H182ZM162 216V215H161ZM166 216V215H165ZM168 216V215H167ZM173 216H174V214H173ZM194 216H196L195 214H194ZM196 216V219H194L193 218V215H192V219H193V221H192V223H195L194 221H198L199 219H198V217ZM175 217H176V215H175ZM181 217H183V216H181ZM185 217V216H184ZM157 220V221H155V219ZM171 218V217H170ZM191 218H188V219H191ZM154 219V220H153ZM158 219H160V220H158ZM166 219V218H165ZM187 218H186V221L188 220ZM191 219V220H192ZM198 219V220H197ZM203 219V218H202ZM202 219H200V220H202ZM171 220V219H170ZM159 221V222H158ZM176 221V220H175ZM185 221V220H184ZM199 222V223H200ZM228 222L229 223H233L232 222V220H228ZM169 223V222H168ZM173 223V222H172ZM176 223V222H175ZM187 223H189V220H188V222ZM153 225H155L154 223H152ZM151 225V224H150ZM150 232V233H149ZM157 232V233H156ZM146 233H149L147 236L148 237H146ZM169 235H170V233H168ZM223 241L221 242V244H220V246H219V244L217 245V247L216 248H212V249H210L209 251H203V254H204V256L203 257H194V256H191V259L192 258H194V260H195V262H201L202 264H264V255H260V254H258V253H255L254 251H251V253H244V251H243V248L241 247L242 245H241V242L240 243H233L232 241L231 242H229L228 240H225V239H222ZM230 248V249H229ZM228 250H231L232 251V253H233V255H232V257H230L229 255L231 254V253H229V251ZM17 251H18V249H17ZM20 251V250H19ZM230 251V252H231ZM16 253V252H15ZM18 253V252H17ZM21 253V252H20ZM227 253H229V255L227 254ZM19 254V253H18ZM14 255V258H17V260H18V258L21 256V258H22V256L23 255H21L20 254V256L19 255ZM24 254V253H23ZM28 254V253H27ZM30 254V253H29ZM86 254V253H85ZM91 254V253H90ZM77 255V254H76ZM93 255V254H92ZM91 255V256H92ZM200 255V254H199ZM12 256V258H13V255H11ZM19 256V257H18ZM31 256V255H30ZM24 257V256H23ZM41 257V256H40ZM21 258H19V260L21 259ZM25 259H26V257H24ZM24 258H22L21 259V261H23V259ZM29 257L27 256V259H26V261L28 260L29 261V259H28ZM83 258V257H82ZM88 258H90V256L88 257ZM203 258V259H202ZM25 259H24V262H25ZM85 259V258H84ZM92 259H93V256H92ZM9 260H11V258H9L7 261L9 262ZM36 260V259H35ZM183 260L186 262V260L184 259V257H183ZM12 261H13V259H12ZM20 261V262H21ZM41 261V260H40ZM15 262V261H14ZM30 262V263H29ZM28 263L29 264H32L33 262L31 261V259H30V261H29ZM32 262V263H31ZM37 262V261H36ZM66 262H67V260H66ZM89 262H91V261H89ZM4 263H6V262H4ZM15 263H17V262H15ZM27 263V264H28ZM39 263V262H38ZM18 264H19V262H18ZM22 264V263H21ZM24 264H26V262L24 263ZM39 264H41V263H39ZM69 264H73V263H69ZM75 264V263H74ZM152 264H165V262H162L161 261V259H158L157 260V262H152ZM166 264H178L177 263V261L176 260H174V259H171L170 261H168Z\"/></svg>",
    "mask_w": 264,
    "mask_h": 264
},
{
    "label": "crops",
    "instance_id": "3",
    "mask_svg": "<svg viewBox=\"0 0 264 264\" xmlns=\"http://www.w3.org/2000/svg\"><path fill=\"white\" fill-rule=\"evenodd\" d=\"M35 19L28 4L0 0V59H14L32 49L39 31Z\"/></svg>",
    "mask_w": 264,
    "mask_h": 264
}]
</instances>
